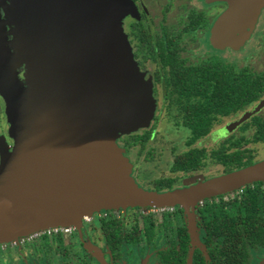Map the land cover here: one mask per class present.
Listing matches in <instances>:
<instances>
[{"label":"water","instance_id":"obj_1","mask_svg":"<svg viewBox=\"0 0 264 264\" xmlns=\"http://www.w3.org/2000/svg\"><path fill=\"white\" fill-rule=\"evenodd\" d=\"M225 1L212 44L241 50L257 28L264 0ZM10 2L24 39L20 46L27 48L30 84L24 90L0 12V95L15 140L12 151L1 152L0 243L78 225L103 210L181 205L199 245L190 213L199 201L264 182L262 160L184 188H144L117 144L119 137L149 128L156 107L124 35L128 0ZM263 107L246 112L226 132Z\"/></svg>","mask_w":264,"mask_h":264},{"label":"flooded vegetation","instance_id":"obj_2","mask_svg":"<svg viewBox=\"0 0 264 264\" xmlns=\"http://www.w3.org/2000/svg\"><path fill=\"white\" fill-rule=\"evenodd\" d=\"M10 1L12 0H0V12L11 33L12 51L20 60L19 75L25 90L30 84L26 79L30 63L27 59V48L22 50L20 46L24 39L21 33H17L19 29L15 19L16 9ZM227 9L228 3L225 0H128L127 14L123 19L124 35L134 65L144 76L156 106L150 127L137 132L142 139L148 137L144 148L142 143L139 145L143 151L147 149L146 143L153 138L155 128L163 116L190 133L186 140L189 149L174 153L170 168L173 176L156 178L154 189L147 188L141 182L137 166L125 153L132 163L133 176L146 189L170 190L195 183L193 181L175 187L176 179L180 175L197 179L196 182L201 181L209 158L203 161L204 166L199 171H172L180 154L192 148L210 152L200 145L208 136L218 142L219 146L226 142V147H230L233 142L243 140V125L254 121L255 117L264 119L263 107L240 127L226 132L229 125L264 102L263 87L260 97L245 110L239 109L230 115H214L216 122L212 131L196 143L188 145L192 138L189 126L193 124L195 113L199 115L203 111L201 116H212V98L215 100L219 94L218 98L225 99L223 94L226 93L228 75L241 79L243 69L248 68L254 79L264 85V70L251 69L253 62L264 57V47L260 52L244 58L240 51L212 44V29ZM262 21L264 16L261 15L257 31H262L263 34L254 35L252 40L257 37L264 40ZM21 52L22 58L19 55ZM7 118V104L0 95V149L3 145L13 150L15 141L9 134ZM222 135L225 137H218ZM255 144L262 145L264 142ZM153 158L152 152L145 160L149 162ZM1 160L0 155V164ZM159 180H165V185L172 180V188L165 185L164 188H157ZM256 185H261L264 191V182L256 183L253 187ZM231 194L199 201L190 210L195 232L200 240L199 245L193 242L190 215L181 205L112 209L89 216L90 220L83 219L78 225L58 227L60 230L57 232L40 231L17 241L0 243V264H212L210 251L219 244V239L215 238V244L212 245L210 237L215 234L208 230L202 213L210 205L229 201L228 196ZM105 222L109 224L105 225ZM252 254L250 264H260L264 260V247ZM166 259L171 262L168 263Z\"/></svg>","mask_w":264,"mask_h":264},{"label":"trees","instance_id":"obj_3","mask_svg":"<svg viewBox=\"0 0 264 264\" xmlns=\"http://www.w3.org/2000/svg\"><path fill=\"white\" fill-rule=\"evenodd\" d=\"M227 80L226 93L223 94L225 99L218 98L219 94L215 100L212 98L213 104L209 106L212 116L210 118L201 116L203 111L199 115L195 113L193 124L189 126L192 133V138L188 142L189 146L212 131L216 122L214 115H230L236 110H245L260 97L264 87L262 83L254 79L248 68L243 69L241 79L228 75ZM195 121L200 122L194 123ZM251 128H253V134L250 138L244 135L242 141L233 142L230 147H226L225 142L210 152L206 149L192 148L180 154L172 171L187 173L199 171L204 166L203 161L206 158L224 166L225 174L254 164L253 149L250 145L264 142V119L255 117L254 121L242 126V131L246 132ZM133 137L136 140L135 144L142 143L143 148L145 147L148 137L142 139L140 133L134 134ZM165 182V180H159L157 188L161 189L165 186L172 188V180L168 185H165ZM228 197L229 201L210 205L202 213L207 221L208 230L215 234L210 237L212 245L215 244L213 243L215 238L219 239V244L212 252L210 251L212 264H250L253 251L264 247V191L261 185H256L255 188L248 186L242 195L236 198ZM108 224L105 222V225ZM166 261L171 262L170 259Z\"/></svg>","mask_w":264,"mask_h":264},{"label":"rangeland","instance_id":"obj_4","mask_svg":"<svg viewBox=\"0 0 264 264\" xmlns=\"http://www.w3.org/2000/svg\"><path fill=\"white\" fill-rule=\"evenodd\" d=\"M262 16H264V11L262 13ZM263 22L264 21H262L261 27L264 25ZM256 31L257 28L252 37H254V35L263 34L262 31L261 32L257 31V33ZM252 39L253 38H251V40L248 41V43L243 49L237 50L240 51L241 56L244 58L249 55L256 54L257 52H260L264 47V40L260 38L258 39V37L255 40ZM251 69L256 71L264 70V57L262 59H259L258 62H253ZM18 70L20 72L19 68ZM19 77L22 81L21 75H19ZM26 79L30 82L29 74L26 75ZM8 124H9V128L11 129V124L9 122V119H8ZM10 129H9V134H10ZM155 129L156 130L153 138H151L149 142L146 143L147 149L145 151L142 150V147L139 144H135L136 140L133 137V134L136 133L126 134L117 139V144L125 149L127 155L133 160L135 166H137L139 175L142 178L141 182L147 188L150 189H154L156 178L173 176L172 174H170V168L173 163L172 161L174 158V153L184 152L189 149V147L186 145V140L190 133L184 128L175 126L173 123L169 122L165 116L162 117V120H160L158 126ZM252 134H253V128L247 130L246 132H243V135H246L248 137H250ZM218 137L220 138L225 136L222 135ZM11 138L14 140L12 136ZM218 144H219L218 142L213 141V138L211 136H208L200 143L201 147L207 148L209 149V151H212L213 149L217 148L219 146ZM14 147H15V142H14ZM250 147L253 149V159L255 163L264 160V144L262 145L252 144L250 145ZM7 150L10 149L2 145L0 149V155L2 151L5 152ZM152 152L154 154L153 160L149 162L146 161L145 160L146 156ZM224 172H225L224 166L209 158L206 161L205 169L203 171V175L201 176V180H205L207 178L211 179L214 177L221 176L225 174ZM176 180L177 181L174 186L181 187L183 186V184H190L193 181L196 182L197 179L193 180L191 178L186 177L185 175H180L179 177H177ZM262 262H264V260ZM262 262L260 264H262Z\"/></svg>","mask_w":264,"mask_h":264},{"label":"built area","instance_id":"obj_5","mask_svg":"<svg viewBox=\"0 0 264 264\" xmlns=\"http://www.w3.org/2000/svg\"><path fill=\"white\" fill-rule=\"evenodd\" d=\"M251 186H254V185H251ZM244 189H240V190H237L236 192L232 193L231 196H233V198L237 197V196H240L244 193ZM84 219L86 220H90V217H85ZM60 229L58 227H54V228H51V229H48V230H44V231H59ZM43 232V231H42Z\"/></svg>","mask_w":264,"mask_h":264}]
</instances>
